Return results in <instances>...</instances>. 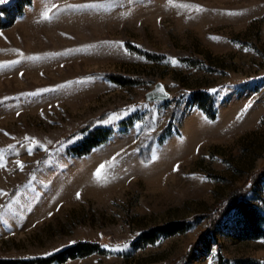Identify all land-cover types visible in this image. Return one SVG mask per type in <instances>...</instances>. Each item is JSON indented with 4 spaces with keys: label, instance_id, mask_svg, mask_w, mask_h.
<instances>
[{
    "label": "rangeland",
    "instance_id": "obj_1",
    "mask_svg": "<svg viewBox=\"0 0 264 264\" xmlns=\"http://www.w3.org/2000/svg\"><path fill=\"white\" fill-rule=\"evenodd\" d=\"M0 65V258L264 264V0H2Z\"/></svg>",
    "mask_w": 264,
    "mask_h": 264
},
{
    "label": "trees",
    "instance_id": "obj_2",
    "mask_svg": "<svg viewBox=\"0 0 264 264\" xmlns=\"http://www.w3.org/2000/svg\"><path fill=\"white\" fill-rule=\"evenodd\" d=\"M203 107L206 108V105L203 103ZM100 131V130H98ZM107 134L104 133V138H106ZM97 142H93L91 144H97ZM262 177H264V172L261 174ZM236 206L239 208L245 209L248 207V203L244 201H240L236 203ZM185 221H175L170 224L164 225L160 227V229L163 230L165 234H172L178 230H184L187 225L184 223ZM157 229H152L143 234V237L149 236V240L153 241L155 238H157L158 233H154ZM94 243L91 242H80L74 245H70L66 249L53 254L49 256H40V257H35V258H30V259H2L0 258V264H53L57 260H65L69 256H75L79 254L80 252L83 253V248H87L85 252H90L91 250H94L91 246H93ZM219 264H224L222 261L219 262Z\"/></svg>",
    "mask_w": 264,
    "mask_h": 264
},
{
    "label": "snow or ice",
    "instance_id": "obj_3",
    "mask_svg": "<svg viewBox=\"0 0 264 264\" xmlns=\"http://www.w3.org/2000/svg\"><path fill=\"white\" fill-rule=\"evenodd\" d=\"M0 2H2V0H0ZM77 7H81V6H70V9H74V8H77ZM70 9H65L66 11L67 10H70ZM197 10H200V6H197ZM43 19L44 20H49V19H51V17L49 16V14L47 13V12H45L44 14H43ZM18 51V50H17ZM22 55V54H21ZM29 59H32L31 57L29 58ZM3 65H0V67H2ZM239 118V117H238ZM26 140H31L32 138H29V137H26L25 138ZM26 150L29 152V154H31L32 153V147H28V146H26ZM0 151H3V150H0ZM17 163V166L19 167V169L21 170V171H23V168H24V165L22 164V162H20V161H17L16 162ZM7 167V165H6V163H4V161H3V158L2 157H0V168H6ZM104 166L103 165H101V168H103ZM5 195H8V193H6L3 189H0V196H5ZM79 193H77V198H79ZM114 250H119V249H114Z\"/></svg>",
    "mask_w": 264,
    "mask_h": 264
},
{
    "label": "water",
    "instance_id": "obj_4",
    "mask_svg": "<svg viewBox=\"0 0 264 264\" xmlns=\"http://www.w3.org/2000/svg\"><path fill=\"white\" fill-rule=\"evenodd\" d=\"M147 97L150 100H168L171 97V92L163 83L159 82L155 88L148 92Z\"/></svg>",
    "mask_w": 264,
    "mask_h": 264
}]
</instances>
